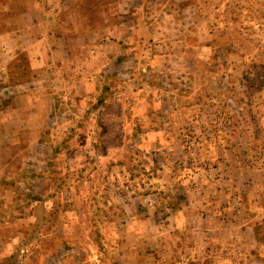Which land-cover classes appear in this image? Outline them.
Wrapping results in <instances>:
<instances>
[{
    "label": "rangeland",
    "instance_id": "rangeland-1",
    "mask_svg": "<svg viewBox=\"0 0 264 264\" xmlns=\"http://www.w3.org/2000/svg\"><path fill=\"white\" fill-rule=\"evenodd\" d=\"M257 235L264 0H0V264H264Z\"/></svg>",
    "mask_w": 264,
    "mask_h": 264
},
{
    "label": "trees",
    "instance_id": "trees-1",
    "mask_svg": "<svg viewBox=\"0 0 264 264\" xmlns=\"http://www.w3.org/2000/svg\"><path fill=\"white\" fill-rule=\"evenodd\" d=\"M38 225V227L40 228V227H44V224H42V223H37ZM257 240L260 242V243H263L264 244V241H263V239L262 238H260L258 235H257Z\"/></svg>",
    "mask_w": 264,
    "mask_h": 264
}]
</instances>
